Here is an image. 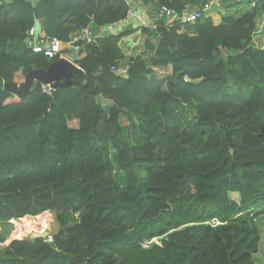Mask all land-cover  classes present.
Segmentation results:
<instances>
[{
	"label": "trees",
	"instance_id": "1",
	"mask_svg": "<svg viewBox=\"0 0 264 264\" xmlns=\"http://www.w3.org/2000/svg\"><path fill=\"white\" fill-rule=\"evenodd\" d=\"M210 1L155 7L180 15ZM260 1L241 9L218 0L237 9L217 26L204 15L158 22L129 56L119 42L130 31L97 38L77 55L76 84L51 95L37 84L22 100L0 91V264H255L264 50L251 37ZM128 12L125 0L1 4L0 80L20 85L56 60L26 48L32 27L68 42ZM124 58L126 72H112ZM43 213L49 234L4 244L16 220Z\"/></svg>",
	"mask_w": 264,
	"mask_h": 264
},
{
	"label": "built area",
	"instance_id": "2",
	"mask_svg": "<svg viewBox=\"0 0 264 264\" xmlns=\"http://www.w3.org/2000/svg\"><path fill=\"white\" fill-rule=\"evenodd\" d=\"M144 1H147L148 5H142ZM138 3L139 5L134 6V8H132V6L129 8L128 15L124 20L100 28L88 27L82 29L71 35L68 42H62L57 38H50L40 27H32L26 33L25 46L33 53L43 54L50 60L64 59L77 66L76 61L71 56V52L78 51L81 47H85L86 44L93 43L97 38L106 35L116 36L122 33L124 28L128 26L141 32L142 29H147L152 32L156 31L158 22H164L167 25H171L176 21L182 24H193L204 15V10L209 9L211 6V4H209L204 10L186 7L180 15H177L166 6H160L155 8V10H151L154 0H138ZM255 6L256 2L253 1L250 4V8ZM199 11H201V13ZM255 25L256 27L251 37V46L256 49L264 50V13L256 19ZM111 71L117 75L125 73L121 71L120 66L113 67ZM41 86L44 94H52L50 86ZM14 226V238L12 240H22L28 236L24 229L16 225ZM8 242H10V240Z\"/></svg>",
	"mask_w": 264,
	"mask_h": 264
},
{
	"label": "water",
	"instance_id": "3",
	"mask_svg": "<svg viewBox=\"0 0 264 264\" xmlns=\"http://www.w3.org/2000/svg\"><path fill=\"white\" fill-rule=\"evenodd\" d=\"M213 9L214 6L204 10L203 13H209ZM199 12L201 13V11ZM84 49L85 47H81L78 51L71 52L72 58H74V60L76 61L78 53L83 51ZM128 64L129 59L124 58L120 63L121 71L126 72ZM81 74H83V71L75 64L70 63L64 59H57L53 61L46 69H36L26 74L24 82L20 85L15 83H5L0 80V91L9 92L13 96L22 100L30 95L33 84H37L40 86L48 85L51 88V93H53L57 89H65L70 86H74L76 82L73 80V77L75 75ZM49 233V230L46 229L40 234H30L27 237L30 236L34 238H43Z\"/></svg>",
	"mask_w": 264,
	"mask_h": 264
},
{
	"label": "crops",
	"instance_id": "4",
	"mask_svg": "<svg viewBox=\"0 0 264 264\" xmlns=\"http://www.w3.org/2000/svg\"><path fill=\"white\" fill-rule=\"evenodd\" d=\"M32 3H34L36 0H28ZM126 3L128 4L129 8H134V6L139 5L138 0H125ZM237 3H240L241 9H245L248 8V2L251 1H255L256 0H235ZM11 0H0V5L1 4H8L10 3ZM262 4H264V0L260 1ZM148 5L147 1L142 2V5ZM210 4H214L215 7L213 10H211L209 13H204L205 17H210L212 20V23L214 26H217L221 23V19H222V15H224V12H221V9H218L220 7V4L218 2V0H211ZM153 7H151V10H155V0L154 3L152 4ZM136 8V7H135ZM191 8V7H190ZM237 8H231V9H226V13L227 12H232L233 10H235ZM231 10V11H230ZM130 31V33L124 37L123 39H121V41L119 42V47L122 50V52L126 55L129 56L131 54H135V53H139L142 52L143 49L141 47L142 43H144L146 36L144 35V33H142L141 31H137L135 28H132L131 26H128L126 28H124V30L122 32L125 31ZM142 49V50H141Z\"/></svg>",
	"mask_w": 264,
	"mask_h": 264
},
{
	"label": "rangeland",
	"instance_id": "5",
	"mask_svg": "<svg viewBox=\"0 0 264 264\" xmlns=\"http://www.w3.org/2000/svg\"><path fill=\"white\" fill-rule=\"evenodd\" d=\"M212 6L215 7L214 4H212L210 7H212ZM218 9H221V12L226 13V10H225L224 6H220ZM141 47L143 49L144 43H142ZM157 73H158V75H162V73H160L159 71H157ZM230 198L233 199V200H238L237 194H234V193H231L230 194ZM47 215H50V214L49 213H43L41 215V217H36V218L35 217H29V216H27V217H25L22 220H16L15 223H16L17 227L24 228V230L26 231V233L28 235H30V234L31 235L40 234L44 230L48 229L47 228L48 226L50 228L51 220H49L46 217ZM26 221H29L30 223L29 224H26ZM218 224H219L218 222H215V223L212 222L211 223V225H213V226L218 225ZM256 225H257V227L259 229V233H260V242H259L258 251H257L256 254H254L253 259H254V263L255 264H264V216L261 217V218H259L256 221ZM52 227L54 228V225H52ZM13 230H14V228H12V230H11L12 232H11V235L9 237V240L10 241L14 238V231ZM153 241H155V239ZM8 243L9 242L7 240L4 244H8ZM1 246L2 245L0 244V247Z\"/></svg>",
	"mask_w": 264,
	"mask_h": 264
}]
</instances>
